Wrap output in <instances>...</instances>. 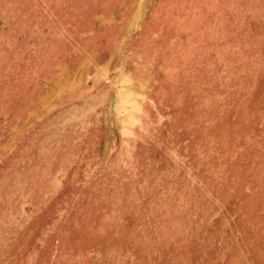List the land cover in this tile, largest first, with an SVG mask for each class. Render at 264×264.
I'll list each match as a JSON object with an SVG mask.
<instances>
[{"label":"rangeland","instance_id":"rangeland-1","mask_svg":"<svg viewBox=\"0 0 264 264\" xmlns=\"http://www.w3.org/2000/svg\"><path fill=\"white\" fill-rule=\"evenodd\" d=\"M0 264H264V0H0Z\"/></svg>","mask_w":264,"mask_h":264}]
</instances>
